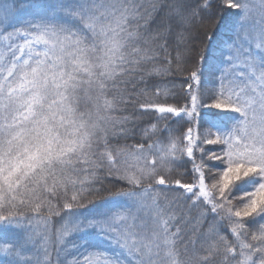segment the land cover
Listing matches in <instances>:
<instances>
[{
	"label": "trees",
	"instance_id": "obj_1",
	"mask_svg": "<svg viewBox=\"0 0 264 264\" xmlns=\"http://www.w3.org/2000/svg\"><path fill=\"white\" fill-rule=\"evenodd\" d=\"M0 264H264V0H0Z\"/></svg>",
	"mask_w": 264,
	"mask_h": 264
},
{
	"label": "rangeland",
	"instance_id": "obj_2",
	"mask_svg": "<svg viewBox=\"0 0 264 264\" xmlns=\"http://www.w3.org/2000/svg\"><path fill=\"white\" fill-rule=\"evenodd\" d=\"M213 108H224L226 105H220V104H213Z\"/></svg>",
	"mask_w": 264,
	"mask_h": 264
}]
</instances>
